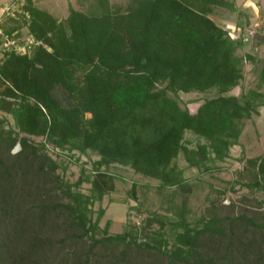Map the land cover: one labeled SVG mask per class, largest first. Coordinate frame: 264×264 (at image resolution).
<instances>
[{
	"label": "trees",
	"instance_id": "obj_1",
	"mask_svg": "<svg viewBox=\"0 0 264 264\" xmlns=\"http://www.w3.org/2000/svg\"><path fill=\"white\" fill-rule=\"evenodd\" d=\"M213 3L234 9L226 0H129L124 6L95 0L88 11L69 5L60 21L33 0H23L17 18H24L38 42L26 52L5 50L0 58V109L13 119H0V264H100L110 257L93 253L91 262L89 254L98 244L149 246L146 240L137 241L129 228L109 233V219L103 234L96 236L105 208L95 210L92 204L114 188L108 165L125 164L160 179L161 185H174L182 183L175 161L179 152L188 165L205 170L211 167L209 161L228 156L230 146L238 142L242 119L264 104V91L228 92L243 78L244 59L256 57L237 52L244 37L231 35L209 15ZM256 35L264 42V29ZM259 60L260 85L264 55ZM210 87L218 93L195 111L178 99L179 91ZM186 130L204 141L187 145ZM28 134L43 139L36 143ZM17 141L20 148L12 153ZM48 144L71 152L91 150L98 157L91 161L90 172L82 165L78 179L70 182L56 172L60 164L47 152ZM245 161L255 169V177L245 184L264 189V154ZM82 181L90 182L88 193L73 188ZM17 189L26 199L13 208L9 202ZM130 193L135 197L134 186ZM63 210L72 228L67 237L86 238L89 246L85 257L61 256L57 262L55 232ZM152 220L146 216L142 228ZM199 222H174L183 230L175 234L171 256L186 258L181 252L196 250L206 237L221 251L186 264L226 262L229 251L245 259L242 264H264V220L241 212L201 217ZM157 240L166 242L162 236ZM119 254L124 257V249Z\"/></svg>",
	"mask_w": 264,
	"mask_h": 264
},
{
	"label": "rangeland",
	"instance_id": "obj_2",
	"mask_svg": "<svg viewBox=\"0 0 264 264\" xmlns=\"http://www.w3.org/2000/svg\"><path fill=\"white\" fill-rule=\"evenodd\" d=\"M5 10L13 12L18 16L20 4L15 1L5 0ZM39 7L50 11L60 21L65 18L69 11V5L82 10H90L95 0H33ZM129 0H109L112 5H126ZM230 5L211 4L212 10L209 15L220 25L228 30L244 37V44L237 48L239 54L249 52L256 57L255 60L244 59L243 78L234 85L228 92L239 94L241 90L247 88H257L264 91V83L258 84V72L261 62L259 58L264 55V42L259 41L257 33L264 29V0H226ZM13 15V16H14ZM17 21L4 20L8 26L19 28L21 36H26L27 25L22 16L16 18ZM242 24V26L237 25ZM234 28V29H233ZM234 33V32H233ZM215 87H210L204 91L189 90L179 91L178 99L182 105L187 106L190 111H195L198 105L207 97L217 94ZM6 116L10 122L12 117L0 109V119ZM243 127L238 137V142L229 148V154L223 160L209 161V169H201L197 166L188 165L182 152L176 156V164L181 168V184H160V179L150 177L135 172L132 167L111 163L107 169L114 175V188L106 192L101 199H96L92 207L96 210L104 207L105 211L99 220L100 228L96 231V236L103 234V226L109 219L108 232L115 233L129 228L137 235V241L146 240L151 245L136 244L134 242L98 244L90 253L91 262L94 255L106 257H116L120 261L129 260L128 264H186L195 261L196 257L214 256L221 251L215 241L204 238L201 246L196 250L181 252L186 258L173 257L170 252L175 249V234L183 230V225L176 224V220H186L190 226L200 225L201 217L209 218L217 215L219 218L227 215H235L241 212L258 219L264 220V189L250 188L245 182L255 177V169L245 161L246 157L264 154V104L257 105V111L250 117L242 119ZM7 127V123H5ZM23 133H20L21 135ZM33 142H40L41 135L28 134ZM204 138L186 130L184 142L189 146H194ZM20 148V143L11 148L14 153ZM47 152L59 162L56 172L64 179L73 182L80 176L81 166L86 167V172H90L91 161L98 155L91 150L87 153L78 151H68L47 146ZM74 152V153H73ZM74 154V155H72ZM104 167V166H102ZM134 186L135 197L131 195V188ZM89 181H82L78 186H73L76 190L88 193ZM54 191V190H53ZM58 191V189H57ZM55 199L66 201L64 195H54ZM26 196L16 190L9 205L15 208L23 203ZM96 211L92 216L95 217ZM146 216H151L154 220L142 228ZM61 224L55 232L56 246L59 248L56 261H60L61 256L71 259L77 254L85 257V252L89 246L86 238H68L67 235L72 228L69 225L70 218L66 217L64 210L59 219ZM66 220V221H65ZM64 221V222H62ZM222 222H226L225 219ZM163 223V224H162ZM132 225V226H130ZM161 232V233H160ZM247 234H250L249 231ZM162 236L166 239L163 244L158 243V238ZM207 236V235H205ZM220 237L218 234L216 237ZM64 238V239H60ZM219 239L224 241V237ZM187 248V247H185ZM124 249V257L120 256V251ZM246 248L245 251H248ZM110 258H103L100 264H117ZM229 260L219 264H231L235 260L238 264L246 261L240 259L234 253L228 252ZM61 264V263H58ZM65 264V263H64ZM235 264V262H234Z\"/></svg>",
	"mask_w": 264,
	"mask_h": 264
},
{
	"label": "built area",
	"instance_id": "obj_3",
	"mask_svg": "<svg viewBox=\"0 0 264 264\" xmlns=\"http://www.w3.org/2000/svg\"><path fill=\"white\" fill-rule=\"evenodd\" d=\"M229 32L231 35H238V33H235L236 31L234 30H229ZM37 42L38 40H36L32 34L28 33L26 36H21V34H18L16 30L12 32H6L0 26V58L2 57L5 50L26 52Z\"/></svg>",
	"mask_w": 264,
	"mask_h": 264
},
{
	"label": "crops",
	"instance_id": "obj_4",
	"mask_svg": "<svg viewBox=\"0 0 264 264\" xmlns=\"http://www.w3.org/2000/svg\"><path fill=\"white\" fill-rule=\"evenodd\" d=\"M7 1L5 0H0V26L5 30V28L9 27L8 25H6L4 23V20L8 19V20H11V21H16V18H17V15H14L13 12H9L8 10H5V3ZM16 3H21L22 0H19V1H15ZM4 4V5H3ZM14 15V16H13ZM19 28H14L12 31H19L18 30Z\"/></svg>",
	"mask_w": 264,
	"mask_h": 264
}]
</instances>
